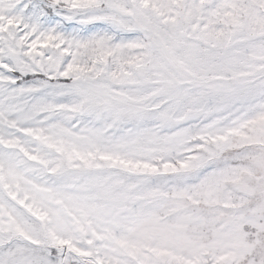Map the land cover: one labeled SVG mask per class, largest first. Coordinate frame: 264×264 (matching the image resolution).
Masks as SVG:
<instances>
[{
  "label": "snow or ice",
  "instance_id": "snow-or-ice-1",
  "mask_svg": "<svg viewBox=\"0 0 264 264\" xmlns=\"http://www.w3.org/2000/svg\"><path fill=\"white\" fill-rule=\"evenodd\" d=\"M0 264H264V0H0Z\"/></svg>",
  "mask_w": 264,
  "mask_h": 264
}]
</instances>
